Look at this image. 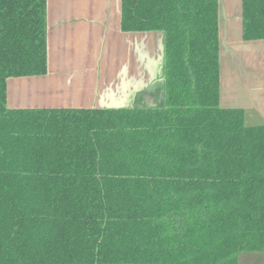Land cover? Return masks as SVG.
<instances>
[{
	"label": "trees",
	"instance_id": "obj_1",
	"mask_svg": "<svg viewBox=\"0 0 264 264\" xmlns=\"http://www.w3.org/2000/svg\"><path fill=\"white\" fill-rule=\"evenodd\" d=\"M161 32L157 105L8 108L46 73V0H0V264H238L264 253V125L218 104V0H120ZM264 38V0H242ZM140 100V98H139Z\"/></svg>",
	"mask_w": 264,
	"mask_h": 264
},
{
	"label": "crops",
	"instance_id": "obj_2",
	"mask_svg": "<svg viewBox=\"0 0 264 264\" xmlns=\"http://www.w3.org/2000/svg\"><path fill=\"white\" fill-rule=\"evenodd\" d=\"M120 8V0H46V73L7 78V107L137 100L156 76L162 36L123 32ZM218 61L219 106L242 109L246 126L264 125V38H242V0H218ZM238 264H264V253L244 252Z\"/></svg>",
	"mask_w": 264,
	"mask_h": 264
},
{
	"label": "rangeland",
	"instance_id": "obj_3",
	"mask_svg": "<svg viewBox=\"0 0 264 264\" xmlns=\"http://www.w3.org/2000/svg\"><path fill=\"white\" fill-rule=\"evenodd\" d=\"M161 36L162 33L158 32ZM161 55H162V48H161V53L159 59L155 62V74L156 76H153V80L149 82L148 85L142 87V90L139 92L140 95V100L139 98L137 100H134L131 104H148V105H157L160 103V101L157 99V93L160 92L161 89V78L159 79V74L161 73V68H160V61H161ZM159 54L157 52L156 57H158ZM138 95V94H137ZM138 95V96H139ZM124 106L130 104V101H126L122 103Z\"/></svg>",
	"mask_w": 264,
	"mask_h": 264
}]
</instances>
